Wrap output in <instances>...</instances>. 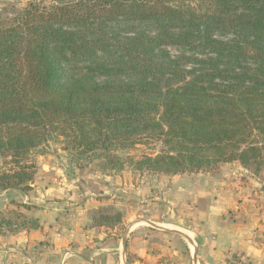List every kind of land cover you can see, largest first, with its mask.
Returning <instances> with one entry per match:
<instances>
[{
	"label": "trees",
	"instance_id": "1",
	"mask_svg": "<svg viewBox=\"0 0 264 264\" xmlns=\"http://www.w3.org/2000/svg\"><path fill=\"white\" fill-rule=\"evenodd\" d=\"M48 143L102 174L173 177L237 162L257 175L264 0H31L0 18V165H12L0 193L30 190L29 158ZM140 145L159 151L130 156ZM21 219L0 211V234Z\"/></svg>",
	"mask_w": 264,
	"mask_h": 264
},
{
	"label": "crops",
	"instance_id": "2",
	"mask_svg": "<svg viewBox=\"0 0 264 264\" xmlns=\"http://www.w3.org/2000/svg\"><path fill=\"white\" fill-rule=\"evenodd\" d=\"M69 173V207L49 201L62 198L59 187L44 188L40 197L37 191L32 194L35 202L46 204L44 210L40 206L38 217L50 227L43 250L55 255H50L48 264H167V256L181 264H264V186L240 165L223 167L214 175L184 174L153 181L150 192L156 190L154 195L162 201L153 197L151 202L159 203L163 220L171 219L164 225L189 234L190 242L156 228H137L127 240L133 224L123 239L101 243L103 229L81 228L84 213L101 205L100 200H92L96 194L103 196L96 183L100 181L74 179ZM71 201H77L73 210ZM64 208L69 209V218L65 214L66 219H59ZM151 209L155 214L158 208ZM154 214L151 223L156 221ZM35 236L42 242V236ZM63 252L69 257H62ZM38 264L47 263L43 259Z\"/></svg>",
	"mask_w": 264,
	"mask_h": 264
},
{
	"label": "rangeland",
	"instance_id": "3",
	"mask_svg": "<svg viewBox=\"0 0 264 264\" xmlns=\"http://www.w3.org/2000/svg\"><path fill=\"white\" fill-rule=\"evenodd\" d=\"M27 1L31 0H0L1 21H3V23L11 21L14 15L18 14L23 9ZM41 1L44 3L48 2V0ZM62 145V143H48L32 153L29 158V163H32L34 166L32 169L33 178L30 183L31 188L25 193V195L15 190L0 193V211L13 210L24 217V219L16 222L17 226H19L16 232H9L6 230V232L0 234V264H38V262L43 259H45L48 264L47 261L50 255H55L50 251L47 252L46 249L43 250L44 241L49 237L50 227H47L46 224L42 222V218L40 219L38 217V213L41 210V207L44 210L46 204L43 202L42 204L35 202L32 194L37 191L38 196L40 197L39 193H44V188L49 189L59 187V189L63 190L60 194L62 198L52 197L49 198V201L58 203L60 208H63L64 206L69 207V175L71 174L69 172H73L74 179L87 180V178H91L93 182L96 179H99L100 181L96 183L97 185H101V195L103 196L96 194L97 196H93L94 198H92V200H100L101 205L93 210H87V212L84 213L85 218L82 222L81 228L82 230L103 229L105 231V237L102 242L100 241L101 243L106 245L111 239L114 241L123 239V237H126L128 229L131 228L133 224L130 233L127 235V240L131 235V232L137 228L152 229L148 225L139 223L140 221L149 222V217L151 218L152 214H154L152 213V206L158 208L154 214L156 218H153V221H156H154L155 223L152 222L153 224L165 229L180 231L183 235H189L180 229L178 230L164 225V223L170 222L171 219L168 218L163 220L161 218L162 208L157 202H161L162 199L159 195H154L156 190H152V193L150 192V188L154 186L152 185L153 181L156 183L158 179L170 177L146 173L142 174L128 167L119 173L102 174L96 168L95 163L88 164L85 160L79 157V155L63 151L61 149ZM158 151V145L151 147L140 145L131 149L128 153L130 156L138 158L141 154L150 155L157 153ZM120 154L123 157L126 155V153ZM233 165L239 164L237 162L224 164L221 165L217 171L209 174H217L223 167H233ZM11 168L12 165L8 160L0 165V171L9 170ZM246 171L247 175H253L252 170ZM253 177L261 187L264 186V169L257 175H253ZM153 197H158L155 204L151 202V198ZM76 202L77 201H71L72 210L75 208L74 206ZM21 205H28L29 209L23 208ZM98 209H101L102 212H104V216L107 217L105 222L108 223L109 226H99L98 222H100L101 219L95 212ZM60 211L61 213L58 215L59 219L61 217V219H66V216L69 218V209L64 208V210L60 209ZM65 214L67 215L65 216ZM117 218H119L120 222H117ZM32 220H36L38 225L37 229H29L34 225L32 224ZM161 220L164 222L162 223ZM45 229L47 231L46 233H44ZM163 233L170 237L176 236L178 239L187 240L183 238L184 236L181 237L179 235H174L167 231H163ZM35 235L38 237L42 236V242H38L39 238ZM188 244L191 245L190 243ZM59 255L60 254H58V256ZM61 256L69 257L64 252ZM165 258L168 260L167 264H181L180 262H174V256H172V259L170 256ZM49 259H51V257ZM75 259L78 258L75 257ZM191 259L193 261L197 260L196 256H192ZM191 262L189 264H191Z\"/></svg>",
	"mask_w": 264,
	"mask_h": 264
},
{
	"label": "water",
	"instance_id": "4",
	"mask_svg": "<svg viewBox=\"0 0 264 264\" xmlns=\"http://www.w3.org/2000/svg\"><path fill=\"white\" fill-rule=\"evenodd\" d=\"M140 224H145V225H148L149 227H151V228H156V229H163V230H165V231H167V232H170V233H172V234H174V235H179V236H181V237H183L184 239H187L188 241H190V238H189V236H187V235H183L180 231H176V230H171V229H165V228H162V227H158L156 224H153V223H150V222H147V221H140L139 222ZM130 230V229H129ZM128 230V231H129Z\"/></svg>",
	"mask_w": 264,
	"mask_h": 264
}]
</instances>
